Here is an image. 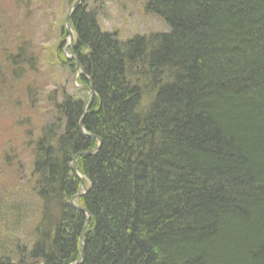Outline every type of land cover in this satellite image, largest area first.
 <instances>
[{
  "label": "trees",
  "instance_id": "16d2710c",
  "mask_svg": "<svg viewBox=\"0 0 264 264\" xmlns=\"http://www.w3.org/2000/svg\"><path fill=\"white\" fill-rule=\"evenodd\" d=\"M141 1L166 33L121 40L88 0L71 15L90 137L78 132L86 97L50 92L24 155H0L24 186L8 195L26 205L6 210L0 264L77 262L87 218L70 205L71 162L98 140L75 162L87 187L75 203L90 214L79 264H264V0ZM28 46L4 50L0 81L42 61Z\"/></svg>",
  "mask_w": 264,
  "mask_h": 264
},
{
  "label": "rangeland",
  "instance_id": "374dc122",
  "mask_svg": "<svg viewBox=\"0 0 264 264\" xmlns=\"http://www.w3.org/2000/svg\"><path fill=\"white\" fill-rule=\"evenodd\" d=\"M99 1L102 3L99 7L92 5V0H88L87 5L97 13L100 29L108 33H116L121 40L135 34L167 31V28L154 16L144 15L141 0ZM72 4L73 0L71 2L69 0H0V27L2 26L0 58L4 55V50L6 55L7 47L12 41L21 43L22 38L30 47L27 49V54L32 53L34 49H40L43 53L39 66H23L17 75L2 74L1 76L3 80L0 81V155L3 152L14 154L17 158L18 155L21 157L24 155L21 149H27V143L35 133V131L29 133L31 127L34 129L40 124L41 118L37 109L43 106L41 98H45L47 93L57 90V93L66 92L81 98L86 96L76 82L79 72L72 73L66 69L67 66L57 68L49 67L47 64V54L50 51L53 53L60 41L62 48L68 43L67 35L66 37L60 35L62 34L60 29L64 27L65 17ZM62 30L64 32V29ZM66 57L71 58L69 54H66ZM40 91L44 92V96L38 93ZM5 176L0 174V177ZM7 178L9 179V175ZM1 219L0 215V239L4 235V226H7V223L5 224Z\"/></svg>",
  "mask_w": 264,
  "mask_h": 264
},
{
  "label": "bare ground",
  "instance_id": "6f19581e",
  "mask_svg": "<svg viewBox=\"0 0 264 264\" xmlns=\"http://www.w3.org/2000/svg\"><path fill=\"white\" fill-rule=\"evenodd\" d=\"M85 0H81V2H84ZM96 1L97 0H95V1H93V3L96 5V6H98L99 7V5L96 3ZM100 9H102V7H100ZM73 34H71V38L73 37L72 36ZM62 65L64 66V67H68V64L66 63V62H62ZM71 66H72V64H71ZM73 66L77 69V67L78 66H76V65H74L73 64ZM69 71H71V68L70 67H68L67 68ZM75 69V70H76ZM74 70V71H75ZM73 72V71H72ZM86 80V79H85ZM89 86V85H88ZM85 88H87V87H85ZM57 91V90H56ZM51 92V93H54V95H56V93L57 92ZM60 91H64L63 89H60ZM50 93V94H51ZM60 93V92H59ZM78 129H79V123H78ZM80 134H81V131H80V129H79V131H78ZM81 136L82 137H84V134L82 135L81 134ZM86 137H89V136H86ZM95 151H97V149H95V150H92V151H89V152H85L84 154H82V155H84V156H89V155H92L93 154V152H95ZM81 153H83V152H81ZM82 155H80V156H82ZM79 156V157H80ZM5 169H6V166L5 165H1L0 166V173H4L5 172ZM75 170H76V168H75ZM3 180H2V189L0 188V215H1V217H2V219H1V221H3V219H4V217H5V214H6V210H10L11 212H13V213H17V214H19V213H23L24 212V208H26V205L24 206L23 204L21 205L20 203H17L16 202V200L11 196V195H8L9 194V192H11L12 191V193L13 192H17V194L18 195H22L23 193L22 192H25L24 191V186H21V184L20 183H18L17 184V186L15 187V186H13V185H11V183H8V181H10V179H6V178H2ZM87 188V187H86ZM87 193V190H85V192H84V189H80L79 188V190H78V192H77V194H75L74 196H73V198L74 199H77V198H79V197H81L82 195H84V194H86ZM79 194V195H78ZM81 230H86V223H84V225H83V227L81 228ZM10 241V240H9ZM8 240H7V242H5V241H3V242H5V243H7V245L10 243ZM6 246H2L1 248H0V251H2V249H3V252H4V250H6V248H5ZM22 257L19 255V256H17V258H13L14 260H16L17 262H22L21 260H18V259H21Z\"/></svg>",
  "mask_w": 264,
  "mask_h": 264
},
{
  "label": "water",
  "instance_id": "95a60500",
  "mask_svg": "<svg viewBox=\"0 0 264 264\" xmlns=\"http://www.w3.org/2000/svg\"><path fill=\"white\" fill-rule=\"evenodd\" d=\"M81 3V0H76V2L71 6L70 10H69V13L67 14L66 16V19H65V27H66V31L68 32L69 34V40H70V44H71V32H70V28H69V21H70V16L72 15V13L78 8L79 4ZM93 96V92L91 91V88H90V91H89V94H88V101L91 100V97ZM85 110H86V107L83 108V115H82V118L80 119L79 121V129L81 131V134L83 135L84 133L82 132L81 130V126H82V120H83V117L85 115ZM100 143V141H98ZM85 152L83 153H79L77 154L72 162H71V171L73 173V175L78 178L80 180V189H84V192H85V187L83 186V182L81 181V179L79 178V176L77 175L76 173V170H75V160L82 154H84ZM79 195V194H78ZM74 201L75 199L72 198L71 201H70V205L73 207V209H75L76 211H79V212H83L86 214V217H87V221L88 219L90 218V214L88 212H86L82 207L80 206H77L74 204ZM86 221V223H87ZM79 243L81 245V252H80V255H79V258L77 260V262L75 264H79L83 258V251H84V231L81 230V233H80V237H79Z\"/></svg>",
  "mask_w": 264,
  "mask_h": 264
}]
</instances>
